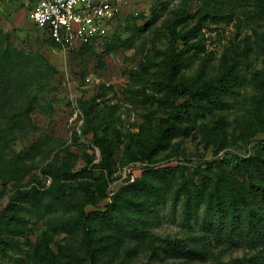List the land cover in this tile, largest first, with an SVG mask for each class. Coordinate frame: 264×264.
<instances>
[{"label":"rangeland","instance_id":"374dc122","mask_svg":"<svg viewBox=\"0 0 264 264\" xmlns=\"http://www.w3.org/2000/svg\"><path fill=\"white\" fill-rule=\"evenodd\" d=\"M114 1L116 15L99 38L72 48L0 4V30L33 57L30 65L0 70V217H7L0 239L8 241L0 264H241L250 255L257 256L253 264L264 262V237L249 232L239 201L235 212L230 208L225 184L264 207L258 0ZM195 25L190 41L199 40V50L181 69L182 80L171 66L183 44L171 41ZM198 73L191 87L217 88L223 106L208 110L200 96L199 109L192 102L186 88ZM138 90L146 95L132 93ZM93 133L114 148L111 171L100 163ZM86 164L91 172L83 177L44 172ZM142 167L151 169L141 174ZM31 188L37 200L20 210L23 227L10 215ZM81 203L88 216L96 213L91 256ZM109 209L115 223L106 218Z\"/></svg>","mask_w":264,"mask_h":264},{"label":"trees","instance_id":"16d2710c","mask_svg":"<svg viewBox=\"0 0 264 264\" xmlns=\"http://www.w3.org/2000/svg\"><path fill=\"white\" fill-rule=\"evenodd\" d=\"M257 7H258L257 13H259L260 15L262 14L264 16V0H258ZM205 14L211 17H215L212 13L206 12ZM197 23H199V19ZM196 29H197V25H195V27H192L183 33H178L176 34V37H174L171 41L172 43H174L177 39H179L181 43L183 44L182 48L176 53L177 55L176 63L171 66V69H172L171 71L176 75L179 74V78H181L182 80H184L185 76H184V73H181V69L188 66L191 56L194 55L197 50H199V45H200L199 40L190 41ZM247 50H248L247 48H244L242 51L238 52V55L240 57L245 56L247 53ZM32 61H33V57L26 55L20 52L19 50H17L16 48H14L8 41V35L3 33L0 30V70H2L5 66H14L16 63H24L26 65H30ZM234 68L235 66L232 67V70H231L232 72H234L233 70ZM135 74L144 82L148 80L146 76L142 73L136 72ZM193 79L194 81L190 84V87H187L186 89H188L192 102H197L196 104L198 106V109H199V96L201 100H203V106L208 110H211L214 106H220V105L223 106V104H225L223 100L221 99L219 92H217L218 91L217 88H213V89L209 88L207 91L199 93V87H195L194 89L191 87V85L194 84V82L198 81L199 73ZM159 88L161 89L167 88V85H159ZM132 93H136L137 95H140V96L146 95L144 90L133 91ZM262 98L264 100V93L262 95ZM81 108L85 109L84 107H81ZM198 112L199 110L197 111V113ZM190 116L191 115L189 113L188 117ZM218 120H219V124L223 123L222 116H219ZM172 127H174L175 129H178L179 132H187L186 127L183 128L179 126L178 124L172 123ZM93 137H94L95 144L100 149V153H101L100 163L105 164L108 170L111 171L114 148L108 142L106 143L103 139L98 137L95 133H93ZM87 161H88L87 163L89 164L90 160L88 159ZM88 164L84 165L83 167H81L80 169L76 171H71L68 168L48 166L44 168V172L52 175L53 178L71 179L75 177H83V176L89 175L91 172V168ZM254 167L257 170L260 169L259 164L254 163ZM150 169L151 168L142 167L140 169V173L142 174L145 171H149ZM136 178H139V177L137 176L135 177V179ZM225 184H226V191H227V197H228V202L230 204V208L235 212L238 208L237 201H239L245 210V215H246L245 221H246V225H247L249 232L252 233L254 236H256L257 234H260L261 236L264 237V211H263L264 207L254 206L251 202L250 195L245 193L239 187H233V185H231L228 181H226ZM218 186H219L218 183L214 184L212 193H214L215 196L219 200L221 199V196L218 194V191H217ZM34 192H35L34 189L31 188L30 190L21 193L19 197V203H17L18 204L17 208H15L14 211L10 215V218L12 220L20 221L21 223H23V227L26 226V219L20 214V210L24 207L29 209L31 205L33 206L35 204L37 197L34 194ZM120 206L121 205L119 203V208ZM83 208H84V203H81L79 211H78V220L81 221V224L83 227V233H84L83 243H84L85 252L86 254L91 256L93 253V247H92L93 238H92V229H91V224H90V216L94 217L96 213L91 212L89 213L90 216H88L85 213ZM104 212L106 213V218H108L110 221L114 223L116 222V215L112 212L111 209L105 210ZM6 219L7 217H3V219L2 217H0L1 222H3ZM126 231L129 233H132L134 232V229L129 228V229H126ZM17 232L22 233V230L17 231ZM5 244H8V241L5 239H0V252L4 251ZM152 248H153L152 249L153 251H156L154 246H152ZM190 250L191 249H189L188 251ZM192 252L194 253L195 250H192ZM256 258H257L256 255L242 256L240 258V262L241 264H253L252 260ZM256 262L258 264H264L263 261L258 260Z\"/></svg>","mask_w":264,"mask_h":264},{"label":"built area","instance_id":"2783aa9c","mask_svg":"<svg viewBox=\"0 0 264 264\" xmlns=\"http://www.w3.org/2000/svg\"><path fill=\"white\" fill-rule=\"evenodd\" d=\"M30 20L56 43L80 47L95 42L114 19V0H27Z\"/></svg>","mask_w":264,"mask_h":264},{"label":"crops","instance_id":"0c3cea01","mask_svg":"<svg viewBox=\"0 0 264 264\" xmlns=\"http://www.w3.org/2000/svg\"><path fill=\"white\" fill-rule=\"evenodd\" d=\"M0 4L4 6L6 10H9V13L15 10L17 14L19 12H24L26 16L28 15L29 5L27 0H0Z\"/></svg>","mask_w":264,"mask_h":264}]
</instances>
